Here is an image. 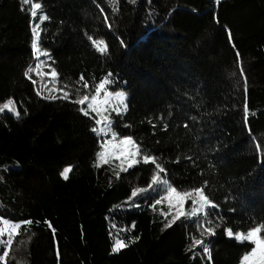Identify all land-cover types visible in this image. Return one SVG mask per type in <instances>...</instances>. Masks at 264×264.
I'll return each instance as SVG.
<instances>
[{"label": "trees", "instance_id": "obj_1", "mask_svg": "<svg viewBox=\"0 0 264 264\" xmlns=\"http://www.w3.org/2000/svg\"><path fill=\"white\" fill-rule=\"evenodd\" d=\"M32 3L36 17L22 0H0V104L21 113H0V218L21 223L11 245L0 236L4 264H264L253 242L226 235L260 228L264 238V0ZM38 64L55 70L52 82ZM109 73L106 88L127 95L112 129L140 147L127 171L74 103ZM101 151L108 162L97 167ZM143 154L178 192L201 188L211 203L165 227L176 197L148 188L157 170ZM134 188L148 190L129 199ZM117 238L129 246L114 253Z\"/></svg>", "mask_w": 264, "mask_h": 264}, {"label": "snow or ice", "instance_id": "obj_2", "mask_svg": "<svg viewBox=\"0 0 264 264\" xmlns=\"http://www.w3.org/2000/svg\"><path fill=\"white\" fill-rule=\"evenodd\" d=\"M132 2L135 3V0H132ZM216 3L219 4L220 0H216ZM22 5H31V9H32L31 10V16L32 17H36V15H37L36 9H40L41 8V4H39V3L33 4L32 0H22ZM22 10H23V8H22ZM47 19H48L47 16H42L41 17V20H47ZM38 27H39V25H37L36 27H34L32 29V32H33L32 48H33L34 52L38 51L37 43H36V40L39 37V34L36 31V28H38ZM89 40L92 41V44L96 48L97 51L102 52V53H107V45L105 44V42L103 40H93V38L91 36H89ZM25 75L27 76L28 73H25ZM52 75L53 76L57 75V73L55 72L54 69L52 71ZM111 76H112V74L109 73L103 79V81H101L98 85L95 86V91L97 93H99L100 90L103 89L106 85H110L112 83V80L110 79ZM80 79L83 80L84 77L81 76ZM87 86H88L87 83H85V87H87ZM108 95H109L108 93L105 94V102H107ZM116 97H117V99H118V101L120 103H123L124 96H123L122 93H117ZM52 98L56 99L57 97H52ZM62 98L63 99H67V93ZM88 99H89V97L87 95H85L82 99L74 101V103L84 104V102L87 101ZM96 99H97L96 96L92 97L93 103H89L88 104V108L95 110V101H96ZM5 110H8V112H10L13 115H15L16 118H19L20 115H21V113L19 111H17L15 102L12 99L7 100V102H5L3 104H0V113H3ZM80 110H81V112L84 113L85 116L88 115L87 110H85L83 108H81ZM124 110L125 111L127 110V106L126 105L124 107ZM116 111H117V114L119 115V109H116ZM25 113H26V110H25ZM247 116H248V109L246 107L245 108V118L246 119H247ZM100 123H101L100 120L96 121V124H100ZM92 131L94 133H96V132H104V133L111 132L113 140H115L116 136H117V133L112 131L110 123H107L104 128H100V129H97V128L93 127ZM107 143L111 144L112 141H107ZM120 144H122V145H130V146H132V149H133L131 152L128 153V155H129V157L131 159V162L127 165V168L122 169V171H127L128 168H132V167H134L135 164H139L141 162L140 160H136L135 159V157L140 154V147H139V145H137L135 143V141L133 140V138L131 136L123 137V139L120 140ZM97 157H98V161H97V164H96L97 167H99V161H103L104 163L108 162L107 159H105V152L104 151H101V152L97 153ZM142 162H143V164H146V165L150 164V163L154 164L155 168L157 170L152 175L151 183L148 185V188H153V185H161L162 184L164 186V188L166 189V191H167V195L162 197V199L169 200L170 204H171V201H172V197H176L178 210H177L176 214L172 217V220L169 221L165 225V227H170L173 223H175L176 220H179L182 216L185 215V212H184L185 198H192L193 205L199 204V208L193 207L191 209V212L189 213V215H191V216H195L197 211L203 212L204 211V205L211 203L209 198H208V196H206L204 194V191L201 188H195L192 191L178 192L175 187H172L168 183V180L166 178H161L159 174L161 172H165L166 170L164 169V167L160 163H157V158L155 156L150 155V154H143L142 155ZM72 170L73 169L71 167H66L61 172L62 178L64 180H68L69 179V173L72 172ZM147 190L148 189H145V188H134L132 190V193H131V196L129 197V199H132L133 197H136V196H138V194L144 193ZM153 190H155V189H153ZM197 197L199 198L198 200L196 199ZM160 203H161V200H156L155 201V204H160ZM116 207H119V205H117ZM154 207H155V205H153V208ZM211 207L214 209V208L217 207V205L211 204ZM23 223L26 224V225H32L34 222L31 221V220H28V221H24ZM46 223H47V226L49 228L52 227L50 222H46ZM208 223L211 224L212 222L208 221ZM20 227H21V224H19V223L12 224L11 225V232H15V230L19 229ZM133 227H135V225H133ZM219 227H220L219 224H215L212 227H208L206 229V233L209 236H214L216 234V229H218ZM4 231H5L4 229H0V236H2L4 234ZM259 231H260V228H253L251 231H249L247 233V236H244L243 233L237 232V233H235V238L237 239V241H241V242H242V240H246V239L251 238L255 243H257V248H253V250H252L253 255H255L257 253V250L260 247V245L264 244V241H260L258 239L257 235H256ZM11 232L9 233V239L6 241V243L8 245L12 244ZM226 235L228 237H233V235H234L233 230L231 228L226 229ZM137 239H138V237H137ZM195 244L203 245V251L205 253H208L209 256H210L209 247H208L207 244L204 243L203 240H196ZM128 246H129V244L124 239L117 238V239H115V242L113 244L112 251L114 253H118L122 249L127 248ZM6 256H8V252L4 251L3 255L0 256V260H3L4 257H6ZM248 259H249L248 256L244 257L245 261H247ZM261 260H264V255L261 256Z\"/></svg>", "mask_w": 264, "mask_h": 264}, {"label": "rangeland", "instance_id": "obj_3", "mask_svg": "<svg viewBox=\"0 0 264 264\" xmlns=\"http://www.w3.org/2000/svg\"><path fill=\"white\" fill-rule=\"evenodd\" d=\"M46 60H48V59H46ZM41 63H43V61H41ZM46 68H48V67H46ZM35 70H36L38 75L40 74L44 77H47L49 79V82H52L54 80V76L52 75V72L45 71L44 67H42L40 64H38V68ZM52 89L56 90L55 86L52 87ZM106 93L109 94L108 98H107V102H105V94ZM117 93L123 94V96H124L123 103H120L118 101V99L116 97ZM87 96L89 97V99L87 101H85L84 104H82V107H83V109L87 110L88 113L95 116L96 121L97 120L101 121L100 124L96 125L97 129L104 128L107 123L111 124L114 121V117L122 115L125 112L124 107H125V105L127 106V95L123 90L113 92V91L108 90L105 86L103 89L100 90L99 93H97L94 90V91L90 92ZM93 96L97 97V99L95 101V110L88 108V104L93 103V101H92ZM116 109H119V115L117 114ZM3 113H10V112H8V110H5ZM10 114H12V113H10ZM111 129H112V124H111ZM112 131H114V130L112 129ZM98 137L101 140V144L103 145V149L105 150V152H107L108 154H110L112 156H115L116 158H119L126 165H128L131 162V159H130L128 153L131 152L133 149H132V146H130V145L120 144V140H122L123 138L116 136V139L113 140L111 132H107V133L98 132ZM107 141H112V143L108 144ZM135 159L138 160V155L135 157ZM60 176H61V173H60ZM196 199L198 200L199 198L197 197ZM189 201L190 202L188 203L187 200L185 199L184 212L187 215V217H192L191 215H189V213L191 212V209L193 207L199 208V204L193 205L192 198ZM206 206H208V204L204 205V209ZM200 213H201V211H197L196 215H198ZM12 224H16V223L6 221V220H3L0 218V229L5 230L3 236H7V237L9 236V233L11 232V225ZM19 224H21V223H19ZM17 231H18V229H16L15 232H11V236L15 235L17 233ZM243 234H244V236H247V233H243ZM256 235L260 241H264V238H262L260 236V231ZM229 238H232V239L237 241V239L235 238V234L233 235V237H229ZM244 241L253 242L255 244V247L257 248V243H255L251 238L246 239V240H242V242H244ZM238 242H241V241H238ZM4 248L5 249H3V250L0 249V256L3 255L4 251H6V249H7L6 245ZM257 253H258L259 257L264 255V244L260 245V247L257 250ZM4 260H5V257L3 260H0V264H4Z\"/></svg>", "mask_w": 264, "mask_h": 264}]
</instances>
